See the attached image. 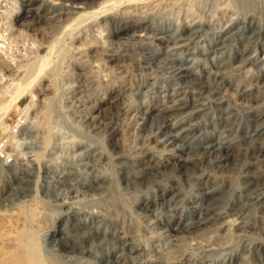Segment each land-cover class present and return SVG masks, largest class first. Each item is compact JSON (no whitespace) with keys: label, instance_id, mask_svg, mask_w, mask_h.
<instances>
[{"label":"rangeland","instance_id":"obj_1","mask_svg":"<svg viewBox=\"0 0 264 264\" xmlns=\"http://www.w3.org/2000/svg\"><path fill=\"white\" fill-rule=\"evenodd\" d=\"M43 1L45 9L51 11V14L73 12L72 9L65 8L70 4L66 0H36L33 4L38 6ZM153 2L149 0L147 6L140 10L124 3L117 10L146 15L151 21L170 29V32L183 29L188 30L189 34L193 30H199L198 36L190 41L189 47L193 52L204 49L209 53L212 50L209 42L211 38L220 37L228 30H239L238 26L244 19L234 0ZM27 3L28 0H0V56L3 55L0 59H28L34 55L41 42L51 41L61 31L53 29L47 34H52L50 38H42L36 31H29L17 24L15 16L29 6ZM79 5L85 6L82 2ZM259 12L248 15L246 19L261 20L263 15ZM43 14L34 27L50 30L53 23L49 22L45 12ZM102 28V34L92 24L64 33L51 54L50 63L44 65V77L33 82V91L38 86L45 91L37 96L30 92L21 96L18 105L4 116L3 126H0V143L6 141L16 150L20 148L22 157L25 155L24 162L28 158L36 162L29 196L15 200L17 202L12 206L7 203L8 206L4 208L15 212L20 210L22 215L28 216L25 223H22L24 220L19 223L22 221L20 225L25 224L35 235L34 244L41 252L42 264H103L91 254L64 252L46 236L52 229L61 228L63 212L67 209L63 203L85 213L100 214L111 223V231H116L131 243L133 252L123 259L122 264H197L201 261L204 264H225L228 261H233L232 264H264V251L255 248L256 243H264V210H256L255 217L248 218L246 215L238 220L231 217L225 224H213L194 234L174 236L166 232L160 219L153 215L155 206L147 210L140 203L141 198L146 195L143 186L124 184L120 176H115V199L109 201L107 189L94 190L84 185L87 178L112 176L119 170V163L113 159L115 153L109 144L112 127L120 129L121 134H117L121 138L119 149L125 156L136 158L146 149L159 155L165 148L152 140V137L157 134L155 130L160 122H155V127L142 128V112L153 109V113H157L172 105L176 99L188 95V92L190 99L199 100L201 97L203 100L199 101L211 106L207 105L206 109L197 111L188 106L174 114L172 122H178L181 125L179 127L193 123L200 126L203 124L206 133L210 132L214 138L237 139L244 135L246 129L257 126L247 116V112H264V95L260 96L264 89V69L258 70L264 65V39L251 47V51L246 50L245 43L243 46L233 45L229 50L233 57L229 60L228 67L219 72L226 82L220 78L207 82V75L215 72L209 62L211 55L187 54L183 49L173 50L172 43L156 41L150 30L134 34L129 32L123 38H117L108 35L106 24H102ZM113 54H119V57L109 61V55ZM247 56L256 59L255 63L245 65L243 59ZM179 59L184 60V64H198L205 70L200 82L179 81L173 73ZM140 62H145L146 68L137 67ZM3 67L4 64L0 61V72L8 75ZM7 77L10 76L4 77L0 83V99L3 103L8 102L9 95L16 87V80L14 84L8 85V80L5 81ZM200 83H206V89ZM32 97L36 104L29 109L26 122L31 127L33 137L26 139L24 135L18 136L15 126L20 118V110L31 102ZM115 98H119V102L111 105L109 100ZM214 98H223L224 106L234 108L228 124H221L217 128L209 127L219 116L216 107L210 103ZM17 143H21L20 147ZM173 162L174 160H169L167 165L172 166ZM40 167L51 172L47 176ZM188 214L189 212H184V218ZM0 220L2 221L1 216ZM241 220L242 223L238 225ZM1 221L0 232L4 229L2 226L10 227L8 222L2 224ZM8 242L3 240V243ZM113 244L111 243V248L123 246L120 241Z\"/></svg>","mask_w":264,"mask_h":264},{"label":"bare ground","instance_id":"obj_2","mask_svg":"<svg viewBox=\"0 0 264 264\" xmlns=\"http://www.w3.org/2000/svg\"><path fill=\"white\" fill-rule=\"evenodd\" d=\"M35 1L28 0L27 4L29 6L23 8L21 13L15 16L17 24L23 25L29 31H36L42 38L46 36L50 38L52 34H47L53 29H60L61 31L51 41L48 38V41L41 42L34 55L30 58L28 57V59L15 60L14 58H6V61L5 58L0 59L4 64L3 69L9 73L5 75L4 72H0L2 73L0 74V83L6 76H10L5 79V81L8 80V85L14 84L16 80V87L14 86L13 92L10 91L12 94L9 95L10 99H8V102L3 103V100L0 99V126H3L2 119L4 116L14 106L18 105V100L21 96L28 92L37 96L38 93L45 91L40 86L36 88V91H33V82L44 77V65H46L45 63H50L51 54L61 40V36L82 26L95 25L98 27V32L102 34V24H106L108 35L117 38H123L129 32L134 34L137 31L150 30L153 32V37L156 41L172 43L173 50L183 49L187 54L194 53V55L209 54L211 55V61L209 62H211V66L215 69V72L212 75H207V82L211 80L217 81L218 78L226 82L225 77L219 72L225 69L229 60L232 59L233 54L229 50H231L233 45L241 44L243 46L242 44L245 43V48L248 51L264 39V0H234L237 10L244 18L243 21L240 20L241 25L238 26L239 30L235 32L228 30L230 33L227 31L225 34L219 35L220 37L211 38L209 42L212 50L209 53L204 49L191 51L189 47L190 41L194 36H198L199 30L197 29L191 31L189 34L188 30L185 31L183 29L170 32V29L168 30L153 19L151 21V18L149 17V19L146 15L117 10L124 3L125 5L135 6L140 10L147 6L146 3L149 0H66L70 4H67L65 8L67 10L72 9V14L66 12L63 14H51V11L45 9L46 4L44 1L38 6H34L33 2ZM151 1H154V4L161 0ZM80 2L85 4V6H80ZM258 11L263 15L261 20L246 19L248 15H256ZM44 12L49 22L53 23L50 30L34 27L41 20ZM258 17L256 16V18ZM1 44L0 50L2 48ZM147 53L149 52L147 51ZM150 53L152 52L150 51ZM248 56L243 59L244 64H254L256 59ZM118 57L119 54L109 55L108 60L113 61ZM145 62H140L137 64V67L146 68ZM263 69L264 65L258 68L260 71ZM173 73L179 81L187 82L188 80H194L200 82V77L202 74H205V70L198 66V64L197 66L184 64V60H180ZM124 83L126 84V82ZM200 84L202 88L205 87L206 89V83ZM262 94L264 95V89L260 96H263ZM189 96L188 92V95L185 94L184 97L176 99L172 105L160 109L157 113H153V109L142 112V123H140L142 128L147 126L153 127L155 122H160L159 124L157 123V130H155L157 134L152 137V140L157 141L159 145L165 148L164 150L162 149L163 151L159 155L150 149H146L136 158L125 156L119 149L121 138L117 134H121L120 129L112 127L110 130L112 138L109 144L114 150L115 155L113 159H116L119 163V170L115 171L112 176L87 178L86 184H84L86 187L94 190L101 191L104 188L107 189V199L109 201L115 199L113 189L118 176L122 178L124 184L133 183L143 186L146 195L141 198L140 203L147 210L155 206L156 210L153 212V215L160 219L166 232L174 236L194 234L213 224H225L229 222L231 217H234L235 220L242 219L246 215L248 218L249 216L255 217L257 214L256 210H264V112H259L258 110L256 113L247 112V116L257 123V126L252 129H246L244 135L240 138H214L209 134V131V133H206V129L204 130L202 127L203 124L200 126L197 123H193L179 127L181 125H178V122H172L173 115H176V113H179L188 106L197 111L206 109L207 105H210L209 103L206 105L204 102L199 101L201 97L199 100H196L190 99ZM118 102L119 98L109 100L111 105ZM224 102L223 98H214L210 102L212 106L216 107L219 116L209 124V127L217 128L221 124L222 126L228 124L229 117L233 114L234 108L224 106ZM35 104L36 100L32 97L31 102L20 110V118L19 120L17 119L18 122L15 126L18 136L24 135L26 139L33 137L31 127H29L28 121L26 122V116L29 109H32ZM109 118L111 119V117ZM17 144L20 147L21 143ZM24 157H22L20 148L16 150L14 147L9 146L6 141L0 143V216L2 218V221H0L2 224L8 222L10 225V227L2 226L4 229L0 232V264H42L40 259L41 252L36 247L37 245L35 246L34 244L35 235L30 232L25 224H22L23 226L20 225L22 221L19 223L20 220H24L22 223H25V219L28 216L22 215L23 212L20 210L15 212V210L6 209L7 207L4 208L8 206L7 203L11 206L12 204L15 205L17 202L15 200L25 198L31 192V177L35 173L36 162L34 159L27 157L26 162L27 160L29 162L26 163L24 162ZM169 160H174L173 165H169L170 167L167 165ZM40 169L47 176L51 172L47 168L40 167ZM40 172L42 173V171ZM115 176L117 177L115 178ZM108 200L105 202H108ZM62 205L67 207V209L63 212L64 220L61 228H54L51 233L46 234L50 241L60 250L81 255L91 254L96 256L99 262L103 264H122L123 259L133 252L131 243L123 239L116 231H111V223L106 218L101 217L100 214L85 213L78 208H72L67 203H63ZM186 211L189 214L187 218H184L183 213ZM164 214L166 215L164 216ZM241 223L242 220L239 221L238 225ZM3 240L9 242L3 243ZM119 241L123 246L119 244L118 246L121 247H118V249L110 247L111 243L114 245L113 243L116 244ZM255 248L264 251V243L261 241L256 243ZM262 259L264 260V258ZM232 262L228 261L225 264H232ZM197 264H204V262L201 261Z\"/></svg>","mask_w":264,"mask_h":264}]
</instances>
